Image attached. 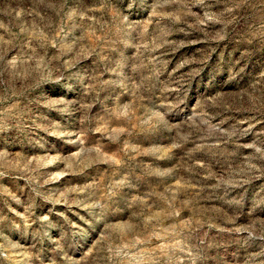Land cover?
<instances>
[{
  "label": "rangeland",
  "instance_id": "374dc122",
  "mask_svg": "<svg viewBox=\"0 0 264 264\" xmlns=\"http://www.w3.org/2000/svg\"><path fill=\"white\" fill-rule=\"evenodd\" d=\"M0 264H264V0H0Z\"/></svg>",
  "mask_w": 264,
  "mask_h": 264
}]
</instances>
